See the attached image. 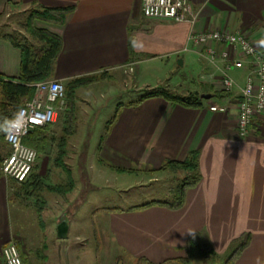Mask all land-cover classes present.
I'll return each mask as SVG.
<instances>
[{
	"label": "crops",
	"instance_id": "crops-1",
	"mask_svg": "<svg viewBox=\"0 0 264 264\" xmlns=\"http://www.w3.org/2000/svg\"><path fill=\"white\" fill-rule=\"evenodd\" d=\"M189 1L198 12L194 25L147 17L143 13V0H0V18L16 10L30 11L38 4L73 8L64 24L34 21L36 27L62 39L54 78L65 85L83 76L105 74L119 78L126 88L130 86V77L136 90L141 89H138L141 83L147 92L164 84L198 92L201 97L217 92V97L204 98L200 107H186L162 96L132 104L140 99L136 97L130 104L122 105L115 122L96 141L100 163L113 170L139 169L156 176L163 172L160 168L166 162L185 161L198 151L201 180L186 191L180 207L155 204L132 209L147 203L144 202L127 209L108 210V231L118 247L148 264L186 263L190 257L187 233L190 230L198 232L202 241L211 244L223 257L229 255L237 240L249 235V243L235 264H257L258 258L264 264V114L254 120L246 137L237 131L240 87L246 83L250 67L246 63L244 68L234 69L231 75L238 86L224 91L222 79L227 63L220 58L212 63L207 46L189 39L192 29H228L245 34L264 53V0ZM212 45L220 51L224 49L220 43ZM229 53L231 59L237 57L232 48ZM157 61L166 63L163 66L166 73L159 75L163 77L154 74L161 70L152 68ZM21 62V50L8 35H0V75L18 77ZM130 63L135 64L133 74L125 72L124 67ZM144 71L154 72V77H142ZM171 73L175 77L169 79ZM214 104L227 109L213 111L210 106ZM63 110L59 107L57 120L41 130L42 155L48 157L46 173L42 174L39 168L43 178L52 171V163L55 172L63 170L70 177L73 165L78 169L84 166V158H89L91 152L88 133L65 146ZM67 132L70 139L78 133L73 129ZM27 181L20 185L12 178L0 177V223L6 222L8 230L12 190L15 193L21 187L22 192L24 188L27 190L30 186H26ZM47 187L50 192H58L57 185ZM75 188L76 184L65 193L64 200ZM64 216L66 213L59 220ZM70 229L71 224L68 236ZM8 233L1 251L14 239L15 234ZM60 252L61 264H70L67 248H61Z\"/></svg>",
	"mask_w": 264,
	"mask_h": 264
},
{
	"label": "rangeland",
	"instance_id": "rangeland-1",
	"mask_svg": "<svg viewBox=\"0 0 264 264\" xmlns=\"http://www.w3.org/2000/svg\"><path fill=\"white\" fill-rule=\"evenodd\" d=\"M29 17L30 12L22 10L1 17L0 35H11L13 38L19 31L23 36L31 38L28 26L25 25ZM165 64L164 61H157L156 66L152 67L154 71L158 67L161 68L158 73L153 72L157 77H163L159 75L166 73L163 68ZM153 73L144 71L142 77ZM169 75V79L175 77V74ZM129 81L130 86L126 88L121 85L119 78L103 76L78 86L73 95L66 98L65 110L61 111V120H66L61 122L62 125L65 124L66 129L62 132V136H65V146L71 145L84 133H88L91 146L89 158H84V166L79 169L74 164L70 177L63 170L55 172L52 163V171L44 176L41 190H35L33 183L27 190L24 188L23 192L22 187L17 189L18 193L12 190L10 230L6 222L0 223V249L10 231L15 234L13 238L19 249L21 247L20 252L23 250L27 254V264H61V248H67L70 264H148L129 255L113 241L108 231L109 213L113 208L127 209L152 199L176 201L184 173L182 170L166 168L153 176L139 169L113 170L98 161L96 141L98 142L99 137L115 122L114 117H117L123 104H130L134 98H141L147 93L146 86L142 87L139 83L138 89H141L136 90L134 80L129 77ZM72 129L78 133L70 139L71 135L67 131ZM78 157L79 155L77 159ZM42 158L37 163L39 166ZM75 184V192L68 195V200H64L67 198L63 193L66 187H74ZM50 185H57L58 192H50L47 187ZM62 213L68 216L71 229L69 236L61 239L58 237V225ZM234 248L228 253H232ZM167 264H225V260L206 259L196 251L186 263Z\"/></svg>",
	"mask_w": 264,
	"mask_h": 264
},
{
	"label": "built area",
	"instance_id": "built-area-1",
	"mask_svg": "<svg viewBox=\"0 0 264 264\" xmlns=\"http://www.w3.org/2000/svg\"><path fill=\"white\" fill-rule=\"evenodd\" d=\"M143 13L147 17L165 18L175 22H190L195 24L198 12L189 0H143ZM220 34V39L215 34ZM202 37L204 39H202ZM189 39L197 45H206L210 61L214 63L218 58L227 63L222 88L231 91L238 86L231 75L234 69L244 68L246 63L250 67L246 83L240 87V101L238 105L237 131L242 137L250 133L254 120L264 114V53L243 33H236L228 29H210L196 31L192 29ZM213 42L224 46L222 51L212 45ZM229 48L235 51L237 57L231 59ZM126 73H135V64L125 67ZM34 96L26 100L18 109H23L26 116V129L22 134H4L9 147V154L5 156L1 170L4 176L12 178L17 184L23 185L33 173L38 160L36 148L24 143V138L38 127H43L57 120L59 107L66 106V85L60 79L50 78L34 84ZM250 89V90H249ZM60 104L58 106L57 104ZM213 111H226L225 106L211 105ZM3 264H24L19 245L11 239L2 249Z\"/></svg>",
	"mask_w": 264,
	"mask_h": 264
},
{
	"label": "trees",
	"instance_id": "trees-1",
	"mask_svg": "<svg viewBox=\"0 0 264 264\" xmlns=\"http://www.w3.org/2000/svg\"><path fill=\"white\" fill-rule=\"evenodd\" d=\"M72 10V7H50L38 4L29 11L30 17L28 18V22L25 24L28 26L27 29L31 38L23 36L19 31L16 34L17 36H13V38L11 35H8L12 43L21 50L22 62L18 77L10 78L0 75V119L4 117H11L13 113L18 111L26 100H29L34 96L36 91V87L34 86L35 83L54 78L57 59L62 48V39L60 36L53 34L46 29L36 27L34 21L36 19H40L54 24H64ZM103 76H105V74H101L99 76L88 75L73 79L66 85V98L71 97L78 86L80 87L93 80H98ZM221 93V96H225L224 92ZM218 95L219 94L216 92L213 97H217ZM152 96H162L173 103L186 107H200L203 104V101H205V99L202 98L198 92L173 89L167 84H164L149 90L139 100L132 102V104H139L144 99ZM114 119H116V117H114ZM46 126L47 125L36 128L24 138V143L36 148L39 154L33 173L29 177L26 184V186H28L33 183L35 185V190H41L43 185V177L39 172L40 166L37 163L40 158L43 157L42 154H44V144L41 143L42 138L40 136L41 130H44ZM8 154L9 147L3 132H0V177L4 175L1 170V166L5 156ZM166 168L174 171L182 170L184 173V176L181 179L182 183L179 185L177 190V200H152L132 209H143L155 204L180 207L184 204L186 191L197 185L201 180L198 151L190 154L188 159L185 161L170 160L166 162L160 170H164ZM71 188H73L72 185L66 187L64 193L72 190ZM249 237L250 236L247 235L242 238V240L239 239L234 243L235 248L233 247L234 250L232 253L225 258H221L225 260V264H234L240 252L248 245L250 239ZM188 249L189 256L193 255L196 251H199L206 259L217 260L220 258V256L213 250L211 244L202 241L198 232H196L195 238L190 235L188 239ZM21 255L24 264H27L29 261L27 254L21 250ZM0 264H3L1 252Z\"/></svg>",
	"mask_w": 264,
	"mask_h": 264
},
{
	"label": "clouds",
	"instance_id": "clouds-1",
	"mask_svg": "<svg viewBox=\"0 0 264 264\" xmlns=\"http://www.w3.org/2000/svg\"><path fill=\"white\" fill-rule=\"evenodd\" d=\"M216 39H220V34H215ZM202 39H204L202 37ZM135 46V42H134ZM250 90V89H249ZM261 94H264V89H261ZM26 129V116L23 109H20L13 113L11 117H4L0 119V132H4L5 134L8 133H15V134H22ZM189 235H191L193 238L196 236L195 231H189L187 232ZM257 264H262V262L257 259Z\"/></svg>",
	"mask_w": 264,
	"mask_h": 264
},
{
	"label": "water",
	"instance_id": "water-1",
	"mask_svg": "<svg viewBox=\"0 0 264 264\" xmlns=\"http://www.w3.org/2000/svg\"><path fill=\"white\" fill-rule=\"evenodd\" d=\"M179 63L182 65V59L179 60ZM205 99H210L213 97V94L207 93L202 95ZM48 168V157H43L41 162L40 171L42 174H45ZM69 218L64 216L58 225V237L59 238H67L68 237V230H69Z\"/></svg>",
	"mask_w": 264,
	"mask_h": 264
}]
</instances>
